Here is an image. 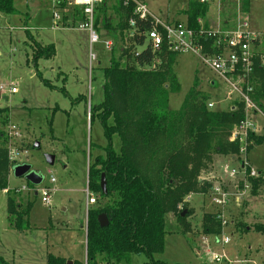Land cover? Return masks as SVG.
<instances>
[{
	"label": "rangeland",
	"instance_id": "rangeland-1",
	"mask_svg": "<svg viewBox=\"0 0 264 264\" xmlns=\"http://www.w3.org/2000/svg\"><path fill=\"white\" fill-rule=\"evenodd\" d=\"M141 1L150 14L162 23H169L185 21L184 11L191 0ZM220 1L218 8V0H208L210 8L205 20L215 25L217 17H223L232 19L235 24L243 13L242 0L239 3ZM248 3L244 18L251 30L259 35L257 51L264 53V0H248ZM113 5L114 2L109 1L108 10ZM13 7V14L0 13V83L13 85L17 92L0 95V109L7 110L0 117V132L10 137L8 128L16 127L20 136L7 141V149L13 153L11 162L30 165L42 175L43 181L31 188L23 178L14 176V167L11 169L7 189L0 190V258L9 264H46L47 256L51 254L65 259L66 263L85 264L86 212L99 205L93 195L96 203L86 207L88 165L94 157L104 155L101 148L106 145L99 122L95 120L90 125L86 117L88 110L102 101L103 69L109 65L111 56L118 58V52L111 54L104 50L102 43L89 49L87 32L76 28L51 31L48 0H14ZM108 14L114 15L112 10ZM24 25L33 30L22 31ZM33 41L44 45L55 43V57L35 63ZM122 44L128 47L131 41L125 37ZM144 49L145 45L136 46L132 57L133 53ZM90 54L97 60L90 62ZM128 63L131 64L130 60ZM173 70L180 90L170 95V110L180 108L195 81L198 89L209 96L208 104H214L210 110L221 111L225 106L223 98L226 100L228 86L196 55L189 52L178 54ZM39 74L53 88L45 86ZM208 81L215 82V90ZM230 105L223 111L229 110ZM256 123L255 135L261 137L264 119L257 117ZM36 143L39 150L34 148ZM114 145L117 146L116 139ZM95 146L100 148L95 149ZM47 154L55 157L52 167L45 162L44 155ZM247 155L248 170L255 172L253 177L244 176L237 158L211 154L199 180L212 182L213 186L221 185L229 194L226 206L217 208L212 205L210 190L186 197L178 206V210L185 209L183 212L187 213L184 222H179L173 214L167 215L164 250L153 256V262L211 264L207 255L210 251L225 256L226 261L220 264H264V233L255 230V227L264 228V142L253 145ZM232 169L240 172L235 178L228 176ZM258 170H262L263 183L254 194L248 178H257ZM51 176L54 184H50ZM44 187L52 191L49 205L41 202L40 189ZM8 197L20 205V211H24L28 203L32 204L25 232L10 226ZM210 214L221 222L218 236L203 232L204 216ZM223 238L229 239L225 246L220 244ZM149 263L150 260L141 254L125 258L119 264Z\"/></svg>",
	"mask_w": 264,
	"mask_h": 264
},
{
	"label": "trees",
	"instance_id": "trees-1",
	"mask_svg": "<svg viewBox=\"0 0 264 264\" xmlns=\"http://www.w3.org/2000/svg\"><path fill=\"white\" fill-rule=\"evenodd\" d=\"M109 1L114 5L108 10ZM13 2L0 0V13L13 14ZM123 3L124 0H102L95 9V29L101 38H112L111 54L117 50L118 58L111 56L109 65L103 69L102 101L90 108L89 123L99 122L106 145L101 148L104 155L94 157L88 165L87 188L99 205L88 208L86 214L85 264H119L125 258L141 254L150 260L149 264H163L153 262V256L164 250L167 215L173 214L184 222L187 213L181 217L185 209L178 210L184 199L211 191L212 182L200 181L199 176L212 153L237 158L239 144L230 142L229 137L244 119V105L235 102L227 111L210 110L209 96L198 89L195 81L180 108L170 110L169 97L180 90L173 70L178 53L168 51L164 45L158 53L145 48L132 57L134 48L143 46L144 38H128V21L135 20L138 32L150 30L152 21L135 18L133 4L123 6ZM248 6V0H242L241 11L246 13ZM110 10L114 15L108 14ZM208 11L207 2L189 1L184 11L187 27L197 32L198 21L205 20ZM125 37L131 41L128 47L122 46ZM211 44L212 41H203L208 50ZM33 50L35 63L55 54L53 45L41 46L35 41ZM38 76L45 86L53 88ZM252 79L251 98L264 115V66L257 62ZM6 113V109H0V117ZM0 140V190H6L13 165L9 161L8 137L0 132ZM249 141L252 144L248 150L264 142V133L261 137L250 134ZM102 174L106 195L100 189ZM261 174L248 178L254 194L263 183ZM31 206L28 203L20 211V205L8 197L10 226L19 232L28 230ZM101 214L107 217L106 228L99 227L97 219ZM203 220L204 234L220 235L222 226L215 215L204 216ZM255 230L264 233V228ZM0 264L9 263L0 258ZM46 264L67 263L49 254Z\"/></svg>",
	"mask_w": 264,
	"mask_h": 264
},
{
	"label": "built area",
	"instance_id": "built-area-1",
	"mask_svg": "<svg viewBox=\"0 0 264 264\" xmlns=\"http://www.w3.org/2000/svg\"><path fill=\"white\" fill-rule=\"evenodd\" d=\"M50 3L51 28L59 29H78L87 32L89 49L97 44L102 43L104 50L111 52L114 43L111 39L102 38L95 29V9L102 2V0H48ZM238 2L240 0H234ZM201 3L208 0H200ZM129 3L133 4V16L139 20L152 21V28L144 32H138L135 25V20L131 18L128 21L129 31L128 38H144L143 45L149 48L152 53H158L161 48L166 45L168 51L172 53H192L196 55L199 60L209 68L220 80L228 86L226 93V100L231 102H239L244 105V119L231 131L229 141L239 144V152L237 159L241 172L246 176L248 170L247 154L248 148L252 144L249 141L250 134L257 133L256 118L264 115L254 103L251 95L254 91L253 71L254 64L257 62L264 66V53L257 51L259 44V35L253 32L249 26L248 20L244 18V13L238 16L236 26L231 29L206 28L202 21H198L200 29L196 32L189 29L186 23L171 22L162 23L159 19L154 17L143 5L141 0H124L123 6ZM240 13V12H239ZM24 32L32 31L27 25L21 28ZM108 39V40H107ZM204 42L212 41L210 50L203 45ZM139 53H133L138 56ZM97 57L90 54L89 61H96ZM14 94L17 89L13 85L5 86L0 83V95L2 93ZM214 104L209 103L208 108H213ZM90 109L87 113V120L90 117ZM8 139L14 140L18 138L19 132L16 127L8 128ZM9 152V161L13 160ZM12 163V162H11ZM15 165V163H12ZM51 174V172H48ZM240 172L232 169L228 172L230 178H235ZM250 176H255L253 170L249 171ZM258 176V175H257ZM54 178L50 177V184L54 183ZM51 190L44 187L40 189L41 202L44 205L50 204ZM86 206L94 205L96 203L95 197L85 190ZM229 194L223 190L219 184L211 189L210 200L212 205L217 208L226 206ZM229 243V239L223 238L220 241L221 246ZM208 260L211 264H220L226 261L225 256L219 253L208 251ZM242 263V262H240ZM246 263V262H245ZM228 264H231L228 262Z\"/></svg>",
	"mask_w": 264,
	"mask_h": 264
},
{
	"label": "water",
	"instance_id": "water-1",
	"mask_svg": "<svg viewBox=\"0 0 264 264\" xmlns=\"http://www.w3.org/2000/svg\"><path fill=\"white\" fill-rule=\"evenodd\" d=\"M34 148L39 150V145L36 143L34 145ZM44 159L46 164L49 167H52L55 163V157L53 155H44ZM13 169V173L14 176L16 178H23L27 183H29L30 185H32L33 187H37L39 185H41L42 181H43V177L40 173L34 171L31 169L30 165L24 164V165H13L12 168ZM100 189L102 191V193L104 195H106L107 191H106V181H105V175L102 174L101 175V180H100ZM186 214V212H183L181 214V217H184ZM98 224L100 228H106L108 226V220L107 217L104 214H101L98 219ZM67 264H72V262H68Z\"/></svg>",
	"mask_w": 264,
	"mask_h": 264
},
{
	"label": "crops",
	"instance_id": "crops-1",
	"mask_svg": "<svg viewBox=\"0 0 264 264\" xmlns=\"http://www.w3.org/2000/svg\"><path fill=\"white\" fill-rule=\"evenodd\" d=\"M210 5V4H209ZM220 6H221V1L220 0H218V8H220ZM209 8H210V6H209ZM208 13H209V11H208ZM208 13H207V15H208ZM50 16V15H49ZM29 18L31 19L32 18V16H31V14L29 15ZM45 21H46V19H45ZM185 21H186V17H185ZM185 21L184 22H182V23H185ZM174 22H180L179 20L178 21H173V23ZM46 23V22H45ZM50 27H49V29L51 30V31H60V30H64V29H59V30H54V29H52L51 28V17H50ZM169 23H171V22H169ZM202 23L204 24V26L206 27V28H217V27H220V28H222V29H231V28H233L234 26H236V23L234 24L233 23V21H232V19L231 20H229V19H226V18H223V17H221V19L219 18V17H217V19H216V24L215 25H211L209 22H207V20H203L202 21ZM213 26V27H212ZM66 29H70V28H66ZM86 38L88 39V37L86 36ZM39 44V43H38ZM89 44V43H88ZM40 45L41 46H48V45H44V44H42V43H40ZM50 45H53V47H54V50H55V54H54V57H55V55H56V47H55V43H53V44H50ZM54 57H52V58H54ZM100 64V63H99ZM208 84H209V86L211 87V89L212 90H215V88H216V84H215V82L214 81H212V82H210V81H208ZM78 98H80V97H78ZM226 99V98H225ZM223 103H225V106H228V105H230L229 107H231L232 106V103L231 102H229V101H227V100H224V98H223ZM224 106V107H225ZM223 107V108H224ZM223 108L221 109V111H223ZM262 172V170L261 171H259L258 170V174L259 173H261ZM54 183H55V181H54ZM53 183V184H54ZM35 195H36V192H35ZM87 207V206H86ZM86 214H87V212H86ZM85 232H86V225H85Z\"/></svg>",
	"mask_w": 264,
	"mask_h": 264
}]
</instances>
